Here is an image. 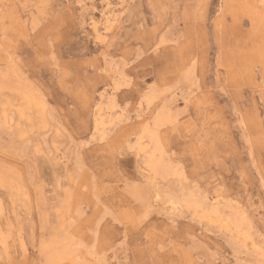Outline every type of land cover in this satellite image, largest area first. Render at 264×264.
Listing matches in <instances>:
<instances>
[{
	"label": "rangeland",
	"instance_id": "obj_1",
	"mask_svg": "<svg viewBox=\"0 0 264 264\" xmlns=\"http://www.w3.org/2000/svg\"><path fill=\"white\" fill-rule=\"evenodd\" d=\"M110 1L0 0V264H264V0Z\"/></svg>",
	"mask_w": 264,
	"mask_h": 264
},
{
	"label": "bare ground",
	"instance_id": "obj_2",
	"mask_svg": "<svg viewBox=\"0 0 264 264\" xmlns=\"http://www.w3.org/2000/svg\"><path fill=\"white\" fill-rule=\"evenodd\" d=\"M106 6H107V8L109 9L110 8V5L112 4L111 3V1L110 0H106ZM108 18H109V16H108V14L106 15V20H108ZM101 23V22H100ZM99 26V25H98ZM96 27V26H95ZM34 84V83H33ZM35 90V89H34ZM42 94V93H41ZM94 126V125H93ZM168 158V157H167ZM153 185V184H152ZM63 193V192H62ZM157 197V196H156ZM159 197H160V195H159ZM162 202V201H161ZM164 202V201H163ZM162 202V203H163ZM74 204V203H73ZM76 206V205H75ZM163 207H164V205H163ZM184 207V206H183ZM75 209V208H74ZM172 209H174V208H172ZM176 209V208H175ZM178 209V208H177ZM186 210V209H185ZM177 212V211H176ZM219 222L221 223V225H222V227L223 228H225V229H227V230H229V231H233V229L231 228V225H230V223L229 222H226L225 220H223V219H221V218H219ZM81 225V224H80ZM241 234V235H240ZM239 236L241 237V240L243 241V242H246L248 239H249V235H248V232H241V233H239Z\"/></svg>",
	"mask_w": 264,
	"mask_h": 264
}]
</instances>
